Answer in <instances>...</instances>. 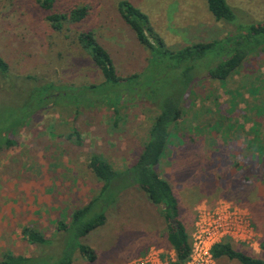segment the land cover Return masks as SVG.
<instances>
[{
  "label": "rangeland",
  "instance_id": "obj_1",
  "mask_svg": "<svg viewBox=\"0 0 264 264\" xmlns=\"http://www.w3.org/2000/svg\"><path fill=\"white\" fill-rule=\"evenodd\" d=\"M118 1L53 0L50 11L60 14L87 8L78 22L64 18L58 31L50 27L40 0H0V56L11 80L20 83L28 76L26 85L33 78L57 87L101 83L99 70L75 39L86 29L108 51L117 74L140 71L148 52L121 19ZM127 1L147 15L169 50L233 33V26L213 18L205 0ZM226 1L241 24L264 19V0ZM2 84L9 88L0 91L4 101L24 99L17 85ZM137 98L114 105L97 99L77 108L49 104L17 127L15 144L0 148V254H35L39 249L26 241L21 228L52 238L56 222H66L73 208L97 192L101 183L87 166L91 153L115 169L136 158L155 115ZM73 128L78 144L68 136ZM173 132L156 170L173 189L188 238L198 207L235 206L245 214L256 243L222 241L264 260V51L248 55L224 80L201 71L182 97ZM104 217L80 239L94 259L75 254L70 264H121L150 250L166 258L171 254L159 207L141 189L122 194ZM212 264L240 263L219 257Z\"/></svg>",
  "mask_w": 264,
  "mask_h": 264
},
{
  "label": "trees",
  "instance_id": "obj_2",
  "mask_svg": "<svg viewBox=\"0 0 264 264\" xmlns=\"http://www.w3.org/2000/svg\"><path fill=\"white\" fill-rule=\"evenodd\" d=\"M52 1L40 0V6L48 10L45 17L55 30L63 29L64 18L78 22L87 14L84 5L71 8L67 15L50 11ZM205 2L213 18L233 26V33L169 50L154 32L147 15L127 0H119L116 7L121 19L148 52L143 68L126 75L117 74L108 51L89 29L77 32L76 42L99 70L103 78L101 83L57 87L51 82H35L31 78L34 84L28 81L26 85L25 78L28 76L21 78L20 83H15L11 80L8 63L0 56V91L9 89L2 84V81H7L25 93L24 99L17 104L4 101L3 93L0 96V148L13 146L17 127L24 124L36 110L49 104L77 108L80 104L89 105L97 99L106 98L102 101L114 105L138 97V101H143L155 110L146 138L132 162L115 169L100 154L91 153L87 157V166L101 183L97 192L85 204L73 208L66 222H56V232L52 238L45 237L37 229L23 226L21 235L39 250L32 255L4 250L0 254V264H70L75 254L92 261V250L80 243V239L103 224L104 211L133 188L141 189L148 201L159 207L166 227L165 239L176 259L185 260L188 257V234L179 217L177 198L170 183L157 173L156 165L170 138L174 136L173 127L180 116L182 97L200 72L224 80L248 55L264 51V19L241 24L237 22L226 0ZM68 136H73L76 144L80 142L75 128L71 129ZM55 242L60 243V247L52 251L51 245ZM210 251L215 259L226 257L240 264H264L263 259L234 249L227 240L214 243Z\"/></svg>",
  "mask_w": 264,
  "mask_h": 264
},
{
  "label": "built area",
  "instance_id": "obj_3",
  "mask_svg": "<svg viewBox=\"0 0 264 264\" xmlns=\"http://www.w3.org/2000/svg\"><path fill=\"white\" fill-rule=\"evenodd\" d=\"M224 237L248 245L256 243L252 227L245 214L237 207L218 203L211 208L198 207L190 233L189 253L185 260H177L173 250L168 258L150 250L142 256L130 258L121 264H212L211 246Z\"/></svg>",
  "mask_w": 264,
  "mask_h": 264
},
{
  "label": "crops",
  "instance_id": "obj_4",
  "mask_svg": "<svg viewBox=\"0 0 264 264\" xmlns=\"http://www.w3.org/2000/svg\"><path fill=\"white\" fill-rule=\"evenodd\" d=\"M172 249V248H171Z\"/></svg>",
  "mask_w": 264,
  "mask_h": 264
}]
</instances>
